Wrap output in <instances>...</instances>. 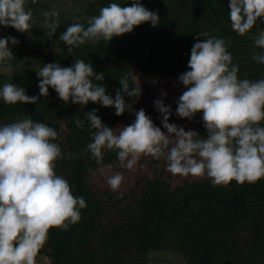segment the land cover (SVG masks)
Returning <instances> with one entry per match:
<instances>
[{"label": "trees", "instance_id": "1", "mask_svg": "<svg viewBox=\"0 0 264 264\" xmlns=\"http://www.w3.org/2000/svg\"><path fill=\"white\" fill-rule=\"evenodd\" d=\"M83 2L81 11L59 14V27L52 35L51 21L42 15L52 13L47 0H25L26 10L33 13L29 32L0 25V38L12 36L19 41L15 45L9 41L15 59L0 63V87L13 83L24 87L27 95L37 96L36 70L47 63L71 67L75 59H83L97 74L104 73L103 81L93 83H103L106 94L113 98L122 88L121 78H128L130 88L137 87L134 68L144 76L172 79L184 92L179 76L190 70L191 48L200 32L225 41L232 63L239 66V79H264V64L253 59L264 49L250 38L264 31V20H257L247 35H239L231 27L230 0H139L158 12L157 26L145 22L110 42H85L70 53L59 40L67 27L82 23L87 28L88 19L99 15L102 7L111 3L131 6L134 0ZM33 62L37 64L31 65ZM130 98L125 95L127 104ZM92 109H98L97 115L113 131L129 112L117 116L114 107L100 103L65 104L51 87L49 95L40 96L36 103L9 105L0 98V125L30 118L57 130L54 142L61 148V158L55 162L56 174L87 205L80 209L79 222L70 224L68 230L50 229L37 264L43 258L49 264H148L159 252L181 256L187 264H264V178L213 186L206 175L195 179L180 176L182 181L172 184L166 158L153 157L154 172L145 177L139 190L95 191L89 184L92 172L100 165L112 167L119 159L117 150L104 149L103 159L97 163L87 150L96 130L84 113ZM202 116L199 112L194 118V139L208 135ZM77 118L84 123L82 130L74 123Z\"/></svg>", "mask_w": 264, "mask_h": 264}, {"label": "clouds", "instance_id": "2", "mask_svg": "<svg viewBox=\"0 0 264 264\" xmlns=\"http://www.w3.org/2000/svg\"><path fill=\"white\" fill-rule=\"evenodd\" d=\"M229 8L231 27L241 36L247 35L257 20H264V0H230ZM42 15L51 21L49 34H55L59 13ZM32 18L25 0H0V25L5 28L29 32ZM145 22L157 26L158 12L147 9L139 0L131 6L111 3L88 19L87 28L74 23L60 34L59 40L71 53L85 42H110ZM199 36L207 39L201 41ZM199 36L191 48L190 70L179 76L186 90L177 100L176 115L192 120L202 112L207 137L194 139V131L169 123L172 109L163 99H156L154 105L162 114L166 133L143 108L135 111L134 121L118 133L102 122L98 109H92L84 113L96 130L87 150L97 163L107 149L117 150L122 168L134 171L142 156L165 157L167 170L173 175H206L213 186H227L233 180L255 183L264 178V127L260 126L264 121V79H239V66L232 63L225 41L208 32H200ZM250 38L264 49V31ZM9 41L19 43L16 37L0 38V63L15 59ZM253 59L264 64V53L254 54ZM36 71L39 95L29 96L24 87L5 83L0 87V98L9 105L36 103L40 96L49 95L51 87L65 104L100 103L114 107L115 115L122 116L133 111L125 95L138 101L142 94L141 87L130 88L127 77L119 79L122 88L117 89L115 98L106 94L103 83H93L103 81L104 73L97 74L92 64L83 59H75L71 67L47 63ZM74 123L84 128L79 118ZM57 137L56 129L30 118L0 125V264H37L50 229L68 230L70 224L79 222L80 209L87 206L83 196L74 197L69 182L56 174L55 162L61 158V148L54 142ZM123 179L116 173L107 178V183L118 191Z\"/></svg>", "mask_w": 264, "mask_h": 264}, {"label": "rangeland", "instance_id": "3", "mask_svg": "<svg viewBox=\"0 0 264 264\" xmlns=\"http://www.w3.org/2000/svg\"><path fill=\"white\" fill-rule=\"evenodd\" d=\"M51 12H58L59 14H70L76 11H81L84 2L83 0H47ZM77 13V12H76ZM37 64L36 62L31 63V65ZM30 65V66H31ZM132 76L137 84V87H141L142 94L141 97L136 100V98L131 97L129 104L132 105L133 111H129L127 116L121 120L114 128V132L119 131L123 126L130 125L135 119V111L143 108L146 113L151 117L154 124L161 128L165 133L167 129L163 127L162 124V114L155 108L154 101L156 99H163L165 105H170L172 109V115L169 119V123H173L184 127L186 131H194V124H196V119L189 120L187 118H180L176 115V109L178 107L177 100L183 94L179 86L172 79H165L159 76H144L137 69H133ZM157 83H153V81ZM166 92L167 96H162V93ZM135 101V102H134ZM264 124L261 122L260 126ZM195 136V131H194ZM153 157L142 156L135 166V170H128L126 168L120 167V162L112 167L106 165H100L96 170H94L89 178V184L95 191H104L111 189L107 183V178L116 173H120L123 176V181L119 190H139L141 184L147 175H151L154 172ZM162 158V157H161ZM167 172H169L167 170ZM170 173V172H169ZM172 175V184H179L182 181L180 179L181 175ZM184 179H195L200 178L196 176L189 175L188 177L182 176ZM38 264H49V261L42 259ZM148 264H187L181 256H174L171 254H164L162 252L152 255L151 261Z\"/></svg>", "mask_w": 264, "mask_h": 264}]
</instances>
